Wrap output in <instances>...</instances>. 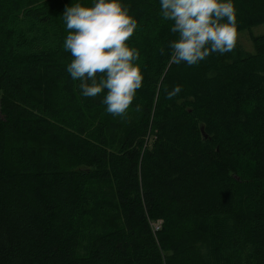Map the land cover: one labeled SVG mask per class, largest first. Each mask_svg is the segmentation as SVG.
Instances as JSON below:
<instances>
[{
  "label": "trees",
  "instance_id": "trees-1",
  "mask_svg": "<svg viewBox=\"0 0 264 264\" xmlns=\"http://www.w3.org/2000/svg\"><path fill=\"white\" fill-rule=\"evenodd\" d=\"M76 2L0 0V264H264V34L175 64L159 0H124L144 82L113 116L66 71ZM235 6L264 24V0Z\"/></svg>",
  "mask_w": 264,
  "mask_h": 264
},
{
  "label": "clouds",
  "instance_id": "clouds-1",
  "mask_svg": "<svg viewBox=\"0 0 264 264\" xmlns=\"http://www.w3.org/2000/svg\"><path fill=\"white\" fill-rule=\"evenodd\" d=\"M160 16L170 21L177 38L169 42L175 64L199 65L213 53L232 52L238 43L235 0H159ZM68 34L63 48L70 52L66 71L79 81L84 98L101 97L106 111L123 117L144 82L140 50L130 38L139 27L124 0H92L67 6L63 13ZM163 51V50H162ZM180 85L167 93L172 99Z\"/></svg>",
  "mask_w": 264,
  "mask_h": 264
},
{
  "label": "rangeland",
  "instance_id": "rangeland-1",
  "mask_svg": "<svg viewBox=\"0 0 264 264\" xmlns=\"http://www.w3.org/2000/svg\"><path fill=\"white\" fill-rule=\"evenodd\" d=\"M17 17H21V16H18ZM12 17H8L7 18V21H10V22H7V25H11V19ZM14 23V22H13ZM23 28L20 27V31L21 33L19 34H16V27L17 25L15 26H12V32L13 34L15 35V37H18V40H22L24 38H29L31 39V35L33 32H35L34 30V27L31 26V24L29 23H26L24 25H22ZM261 34H264V24H261V25H257L253 28H250V29H245V30H241L239 31V36H238V42L243 46V48L245 50H247L248 52H254L255 51V47H254V44H253V36L255 35H261Z\"/></svg>",
  "mask_w": 264,
  "mask_h": 264
},
{
  "label": "built area",
  "instance_id": "built-area-1",
  "mask_svg": "<svg viewBox=\"0 0 264 264\" xmlns=\"http://www.w3.org/2000/svg\"><path fill=\"white\" fill-rule=\"evenodd\" d=\"M162 226V221H158L154 223L155 230H159Z\"/></svg>",
  "mask_w": 264,
  "mask_h": 264
},
{
  "label": "water",
  "instance_id": "water-1",
  "mask_svg": "<svg viewBox=\"0 0 264 264\" xmlns=\"http://www.w3.org/2000/svg\"><path fill=\"white\" fill-rule=\"evenodd\" d=\"M201 129H202V132H203L204 137H205V138H208L209 135H208L207 132L205 131V127L202 126Z\"/></svg>",
  "mask_w": 264,
  "mask_h": 264
}]
</instances>
